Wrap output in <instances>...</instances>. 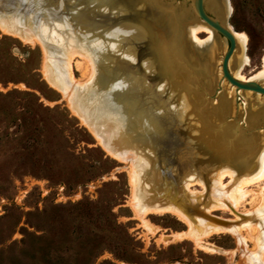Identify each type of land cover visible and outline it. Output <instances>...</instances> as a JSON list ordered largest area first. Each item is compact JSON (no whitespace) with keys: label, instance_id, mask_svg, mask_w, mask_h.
I'll use <instances>...</instances> for the list:
<instances>
[{"label":"rangeland","instance_id":"1","mask_svg":"<svg viewBox=\"0 0 264 264\" xmlns=\"http://www.w3.org/2000/svg\"><path fill=\"white\" fill-rule=\"evenodd\" d=\"M117 2L123 3L87 0L86 5L102 17L75 22L79 31L65 18L43 21L39 33L53 49L24 26L22 32L14 30L13 25H21L19 17L0 22V264H264V241L256 224L200 234L197 225L203 227L205 222L193 224L183 214L200 239L195 244L170 238L188 230L187 223L172 213H134V197L149 200L150 192L163 184L158 151L143 124L155 129L157 125H152L146 108L157 122L168 110L165 103L179 98L176 109L185 112L189 90L185 86L202 83L203 78L195 65L198 60L186 49L187 56L181 58L170 44L168 62H160L151 51L137 68L138 45L122 28V23L133 25L132 8L129 5V11H124ZM228 3L227 25L233 33L244 35L246 60L234 72L236 51L230 70L251 79L264 65V0ZM174 22L172 18L177 40L202 26L182 21L179 27ZM140 25L145 31L143 41L149 42V30L142 21ZM197 37L199 44L209 39L204 32ZM127 66L142 94L135 104L123 100L113 82V70ZM212 67L211 58L209 70ZM99 73L104 75L101 84H109L118 96L109 99L107 91L96 87ZM156 74L159 77L153 79ZM240 142L231 144L228 157L238 160L248 154ZM248 143V147L253 143L258 157L264 152L260 135L251 136ZM230 175L234 176L230 170H220L212 185L221 204L208 212L223 219H237L225 202L231 204L228 196L242 179L229 188L234 180ZM186 188L196 196L204 193L202 185L191 181ZM245 190L244 199L232 209L249 214L264 208V180Z\"/></svg>","mask_w":264,"mask_h":264},{"label":"water","instance_id":"2","mask_svg":"<svg viewBox=\"0 0 264 264\" xmlns=\"http://www.w3.org/2000/svg\"><path fill=\"white\" fill-rule=\"evenodd\" d=\"M123 1L132 8L130 16L141 20L151 35L149 42H141L137 46L138 68L140 59L151 51L158 54L160 62H166L167 45L170 44V48H174L181 58L182 55L187 56L186 49L198 60L196 65L203 78L202 83L185 86L189 89L186 90L188 107L185 112L176 109L179 105L176 98L174 102L165 103L168 110L157 118L156 129L143 124L146 134L153 139L157 148V169L163 180L161 188L151 191V199L145 202L173 206L196 225L203 220L205 224L199 228L200 234L208 233L213 228L231 230L253 223L261 229L264 241V208L249 214L239 213L226 201L225 204L237 219H223L208 212L221 204L213 193L216 174L222 169L233 172L234 180L229 188L240 179L252 176L257 170L258 156L254 154L253 143L250 144L252 147L247 144L253 135H260L264 139V80L243 81L233 74L243 63L244 45L237 41L227 25L230 13L228 0L218 2L223 10L221 19L206 8L205 0H157L156 3L153 0ZM86 3L87 0H0V22L7 23L19 17L21 25L17 28L13 25L14 30L21 31L20 28L24 26L45 47L53 49L50 43H43L39 33L40 24L65 18L79 31L81 27L75 22L80 23L83 18L102 17ZM172 10L177 15L174 16ZM172 18L179 27L182 21L195 27L203 25L211 30L212 35L202 44L195 42L189 31L182 34L181 40H177ZM214 46L217 47L214 49ZM236 49L239 51L238 60L232 72L230 63ZM211 58L213 67L209 70ZM193 59L190 57L191 61ZM158 77L156 74L153 79ZM103 78L104 75L99 73L95 80L96 87L100 91H107L109 99L118 96L116 89H109V84H101ZM98 134L106 139L101 132ZM104 139V144L110 146ZM238 141L250 153L234 160L227 156V152L231 150V144L236 145ZM189 181L202 185L204 193L197 196L191 194L186 188Z\"/></svg>","mask_w":264,"mask_h":264},{"label":"bare ground","instance_id":"3","mask_svg":"<svg viewBox=\"0 0 264 264\" xmlns=\"http://www.w3.org/2000/svg\"><path fill=\"white\" fill-rule=\"evenodd\" d=\"M92 1V0H91ZM100 1V0H99ZM118 1H121L123 3H120V2H117V4H123V7H124V11H129V8H128V4L126 2H124L123 0H118ZM102 2V1H101ZM219 0H206V8L211 11L213 14H215L219 19L222 18V15H223V10H222V7L221 5L218 3ZM116 5V4H115ZM128 9V10H127ZM132 11V9H131ZM131 11H129L131 13ZM98 13V12H97ZM129 15V14H127ZM123 16V15H122ZM127 18H125V22H127ZM121 21V20H120ZM123 21V22H124ZM140 22L141 20H133L131 21V23L133 25H125V23L123 24L122 22V28L124 30L129 31L131 34H132V43H134L135 45H138L139 43L142 42H145L143 41V37H144V30L141 29V25H140ZM120 23V24H121ZM143 28V27H142ZM194 28V27H193ZM191 28L190 30V35L191 37L193 38V40H195L197 43H201V41L198 39L197 37V33L198 32H204L206 34H208L209 38L211 37L212 35V32L211 30H209V28L205 27V26H200L198 29H193ZM189 29V28H188ZM198 30V31H197ZM235 38H237V41L242 43V45L244 44L245 42V38H244V35L243 34H237V33H233ZM147 41V40H146ZM71 42V41H70ZM131 43V44H132ZM238 45V44H237ZM132 49V48H131ZM136 49V48H135ZM133 52L135 54H137V52H135L134 49H132ZM236 51H238V49H236ZM235 51V52H236ZM151 54V53H150ZM138 55V54H137ZM147 56V55H146ZM189 56V55H188ZM193 56V55H192ZM191 56V57H192ZM153 58V57H152ZM193 58V57H192ZM195 58V57H194ZM155 60V58H154ZM156 61V60H155ZM167 62V61H166ZM195 62V61H194ZM246 60H243V63H245ZM173 64V63H172ZM190 64V63H189ZM140 65V64H139ZM170 65V63H169ZM168 65V66H169ZM196 65V64H195ZM194 65V66H195ZM172 66V65H171ZM197 66V65H196ZM157 67H160V65ZM198 67V66H197ZM119 69H115L113 70L112 72V75L115 77L116 80H114L113 82L116 83L117 85L115 86H118L117 89H118V92H120V95H121V98L124 100V99H128V100H132V102H134V104L137 102L138 100V97L142 94H139V90H138V84H137V80H134L132 79L128 72L129 71H132L131 67L127 66V67H118ZM138 68V67H137ZM148 68V67H147ZM153 68V67H152ZM135 69V68H134ZM140 70V69H139ZM142 70V69H141ZM159 70V69H158ZM137 71L135 70L134 73H136ZM144 72V71H143ZM133 73V72H132ZM133 73V74H134ZM141 73V72H140ZM183 73V72H182ZM131 74V73H130ZM143 75V74H142ZM236 78L240 79V80H243V81H248V80H256V79H260V80H264V65H263V68L261 70H259L256 75L251 78V79H245L243 78L242 76H238L237 74L234 75ZM149 77V76H148ZM167 78V77H166ZM180 78V77H179ZM263 78V79H262ZM181 79V78H180ZM166 80V79H165ZM163 81V80H162ZM167 81V80H166ZM158 82V81H157ZM156 82V84H157ZM52 84L55 86V87H59V88H62L61 86L55 84L52 82ZM152 84L155 85V83L153 82ZM170 84V82H169ZM153 85V86H154ZM169 87V86H168ZM122 88L125 90V88H127L125 91L122 90ZM121 89V91H120ZM175 90H173L174 92ZM147 92V91H146ZM176 93V92H175ZM178 94V92L176 93ZM184 94V92H183ZM94 95V94H92ZM147 95V94H146ZM181 95V94H180ZM179 95V96H180ZM144 96V95H143ZM142 96V97H143ZM184 96V95H183ZM165 98V97H164ZM185 98V96H184ZM179 99V98H178ZM187 101V100H186ZM131 102V101H130ZM141 103V102H140ZM187 105V103H186ZM185 105V107L187 108V106ZM179 108V107H178ZM182 108V107H181ZM147 109V110H146ZM146 115L148 116V118L151 120V123L152 125H157L156 123V120H155V115L153 113L152 110L146 108ZM256 145V144H255ZM251 147V146H249ZM250 153V152H249ZM248 153V154H249ZM248 154H246L245 156H247ZM244 156V157H245ZM225 172H222L220 173L219 175V179H218V182L220 181V179H222L221 177L223 176ZM228 176V175H227ZM232 177V175H230ZM233 178V177H232ZM155 180H157V171L155 170V177H154ZM244 179V178H243ZM240 180V183L236 186V190H235V193H232L228 196V199L230 200L231 202V208L232 207H236L239 203V199L240 200H243L244 197L246 196L247 192L245 190V188L249 185H252V184H255V183H258V182H261L264 180V152L259 155L258 159H257V170L254 174H252V176H249L246 178V180L243 181ZM232 180V179H230ZM134 182L136 183V185L138 186V184L140 183V179L138 178L137 175H135V178H134ZM223 186V185H222ZM149 196V195H148ZM149 198V197H148ZM147 198V199H148ZM146 200V199H145ZM133 211L136 215L138 216H142L143 214H145V212H148V213H157V212H160V213H172L173 215L177 216L178 218H180L184 223H187L188 225V230L186 232H182V233H177V234H173L171 235V239H177V240H182V239H189L191 241H193L195 244H198V242L200 241V239H197L195 237V232L192 230V225L191 223L187 220V218L183 215V213L173 207V206H167L163 209H157L155 208L154 206H151L150 204L147 203V201H142V199H139L136 195V197H134V200H133ZM226 206V205H225ZM224 206V207H225ZM227 207V206H226ZM225 207V208H226ZM189 219V218H188ZM201 223V222H200ZM197 228L198 230H200L202 227L198 224L197 225ZM200 228V229H199ZM234 230V229H233ZM225 231V230H223ZM200 232V231H199ZM221 232V231H220Z\"/></svg>","mask_w":264,"mask_h":264}]
</instances>
